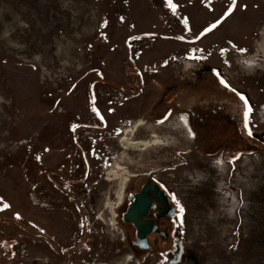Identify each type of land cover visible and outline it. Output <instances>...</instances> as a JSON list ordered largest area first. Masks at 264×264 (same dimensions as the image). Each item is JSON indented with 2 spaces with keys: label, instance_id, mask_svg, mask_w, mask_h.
I'll use <instances>...</instances> for the list:
<instances>
[{
  "label": "rangeland",
  "instance_id": "1",
  "mask_svg": "<svg viewBox=\"0 0 264 264\" xmlns=\"http://www.w3.org/2000/svg\"><path fill=\"white\" fill-rule=\"evenodd\" d=\"M172 3L0 0V264H264V152L209 154L174 102L196 81L178 59L218 72L264 147V0ZM137 120L162 142L125 150ZM153 170L180 216L136 252L118 203Z\"/></svg>",
  "mask_w": 264,
  "mask_h": 264
},
{
  "label": "flooded vegetation",
  "instance_id": "2",
  "mask_svg": "<svg viewBox=\"0 0 264 264\" xmlns=\"http://www.w3.org/2000/svg\"><path fill=\"white\" fill-rule=\"evenodd\" d=\"M195 80L194 85L189 89L182 90L184 95L182 109L189 114L190 127L194 132L197 146L206 148L211 155L221 153L226 158H235L247 151L263 152L264 147L261 142L252 140V135H249V131H252L249 119L248 126L245 127L243 116L245 104L237 94L242 93L227 81L229 87L226 88L224 84H221L220 81L225 79L215 71L207 78H201V73H198ZM145 176L147 177L135 179L126 198L124 195L125 200L123 199L124 202L120 204V220L127 227L131 247L136 252L147 253L154 249L153 236L159 238V241L170 239L172 228L176 226L175 218L180 216V212L178 206L172 202L169 192L155 181L154 177H150L148 173ZM145 184H156L163 193L160 194L156 189L148 192L152 205L141 219L153 221L158 231L148 233L146 246H142L137 238L136 226L132 222H125L123 215L133 202L132 195L139 193ZM159 207L165 210L173 209L174 213L172 215L162 213Z\"/></svg>",
  "mask_w": 264,
  "mask_h": 264
},
{
  "label": "water",
  "instance_id": "3",
  "mask_svg": "<svg viewBox=\"0 0 264 264\" xmlns=\"http://www.w3.org/2000/svg\"><path fill=\"white\" fill-rule=\"evenodd\" d=\"M155 174V170L148 173L150 177H154ZM151 189H156L160 194L163 193L156 184H145L139 193L132 195L131 200H133V202L123 215L125 222H132L136 226L138 231L137 238L142 246H146V238L148 233L158 231L157 226L153 221H143L141 219V216L145 215L148 208L152 205V200L148 196V192ZM159 210L162 213L169 215L174 213L173 209L165 210L162 207H159Z\"/></svg>",
  "mask_w": 264,
  "mask_h": 264
},
{
  "label": "bare ground",
  "instance_id": "4",
  "mask_svg": "<svg viewBox=\"0 0 264 264\" xmlns=\"http://www.w3.org/2000/svg\"><path fill=\"white\" fill-rule=\"evenodd\" d=\"M6 18V17H5ZM264 36V35H263ZM258 49L261 51H264V41H260L258 44ZM254 58V57H253ZM51 85V84H50ZM48 87V79L42 84L40 85L38 88H44L46 89ZM143 124L142 120H137L134 122L133 125L130 126H126V128L124 129V133L120 138V143L122 145V147L126 150V149H142L143 147H147L149 145L152 144H156V143H160L162 142L161 139L155 137L152 140H137V139H133L132 135L135 133V131L137 130V128L139 126H141ZM31 127V126H30ZM29 129V128H28ZM26 132V131H25ZM9 136V135H7ZM156 136V135H155ZM123 154V153H122ZM123 156V155H122ZM121 158L123 157H119V158H114L112 160L111 166L108 169V174L110 175H116L119 174L122 169L123 166L121 165ZM123 160V159H122ZM126 176V175H125ZM128 176V175H127ZM126 176V177H127ZM113 177V176H112ZM117 177V176H116ZM127 180V179H126ZM124 199V195H121L120 197V201L118 203L121 204L123 202ZM117 205V206H118Z\"/></svg>",
  "mask_w": 264,
  "mask_h": 264
},
{
  "label": "snow or ice",
  "instance_id": "5",
  "mask_svg": "<svg viewBox=\"0 0 264 264\" xmlns=\"http://www.w3.org/2000/svg\"><path fill=\"white\" fill-rule=\"evenodd\" d=\"M168 6L170 8H173V9H175V7H176V5L172 3V0H168ZM235 6H236V0H232V4L227 9V11L224 13V17H226L229 14H231V12L234 10ZM243 7H246V5H243ZM224 17H221V20ZM121 19H123V18H121ZM221 20H217L215 23L211 24L209 27L204 28V30L200 33V35L203 36L205 33L209 32L212 29H214L221 22ZM185 23H187V21H185ZM240 51H244V49H240ZM220 82H221V84H224V86L226 88L229 87V85L227 84L226 81L221 80ZM233 91H235V89H233ZM237 94L240 95V99L242 101H244V104H245V110H244L243 116H244L245 127H247L248 126L249 114L251 113L252 109L249 106L247 99L242 94H239V93H237ZM94 111H96V109H94ZM249 135H251V131H249ZM4 207L7 208L8 205L5 204ZM181 211H183V209H181ZM17 218H19L18 214H17Z\"/></svg>",
  "mask_w": 264,
  "mask_h": 264
},
{
  "label": "built area",
  "instance_id": "6",
  "mask_svg": "<svg viewBox=\"0 0 264 264\" xmlns=\"http://www.w3.org/2000/svg\"><path fill=\"white\" fill-rule=\"evenodd\" d=\"M177 63L179 65L183 66L184 75L192 76L193 78H195L197 76L198 73H197L196 69L200 68V67H198L197 62H192L190 60L178 59ZM173 66H175V64ZM135 82H137V81H135Z\"/></svg>",
  "mask_w": 264,
  "mask_h": 264
},
{
  "label": "trees",
  "instance_id": "7",
  "mask_svg": "<svg viewBox=\"0 0 264 264\" xmlns=\"http://www.w3.org/2000/svg\"><path fill=\"white\" fill-rule=\"evenodd\" d=\"M174 99H175L174 102H176V105L178 108H180V107L184 108V105H182V103L180 102V99H178V96H176ZM263 152H264V149H263Z\"/></svg>",
  "mask_w": 264,
  "mask_h": 264
}]
</instances>
